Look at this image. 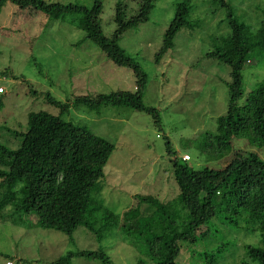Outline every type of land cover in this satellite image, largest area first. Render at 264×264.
Masks as SVG:
<instances>
[{
  "label": "rangeland",
  "instance_id": "1",
  "mask_svg": "<svg viewBox=\"0 0 264 264\" xmlns=\"http://www.w3.org/2000/svg\"><path fill=\"white\" fill-rule=\"evenodd\" d=\"M42 1L86 8L94 4V0ZM182 1L156 0L149 19L123 33L118 40L125 54L147 75L142 99L144 105L155 109L156 117L125 106H102L96 112L75 102L74 98L80 95L133 91L136 78L130 69L115 66L89 40L74 48L83 33L67 22L62 23L69 26L63 32L58 30L60 21L50 22L46 15L36 10L33 11L35 18L28 19V9H19L7 2L0 13V88L3 90L0 94V142L16 148L17 141L9 130L25 131L31 112L44 110L56 115L59 109L47 104V95L69 103L62 117L64 120L84 126L114 145L100 179L102 191L96 198L121 218L133 207L137 195H151L162 202L178 195L171 159H181L187 154L191 158L188 165L194 170L224 166L230 156L209 159L198 145L206 134H215L216 119L227 110L229 68L206 57L213 40L229 34L226 11L219 4H212L213 0H190L188 19L198 27L180 30L174 37L173 47L157 59L176 5ZM226 1L243 25L256 28L264 21V0ZM139 2L100 0L98 21L103 34L108 38L112 36L118 4L124 8L127 18L137 13ZM251 60L242 71L244 94L239 105L264 79V57ZM167 141L171 153L167 152ZM232 142L234 150L255 152L264 160V147H251L242 138H234ZM21 186L17 184L15 191ZM4 191L6 188H0V200ZM4 206L1 203L0 264L17 257L23 264H51L68 252L98 249L106 253L108 263L80 257L72 259L70 264H137L139 260L143 264H153L141 253L143 249L124 241L117 227L105 233L101 241L83 227L68 236L41 228L34 215L19 213L16 216L12 205ZM204 229L202 227L201 231ZM218 229L224 245L220 253L215 252V247L221 241L204 238L195 243L182 242L175 263L208 264L209 256L214 254L217 258L212 264H240L247 259L246 247L259 242L258 234L247 231L245 226L240 230L226 226H218ZM249 264L253 263L249 261Z\"/></svg>",
  "mask_w": 264,
  "mask_h": 264
},
{
  "label": "trees",
  "instance_id": "2",
  "mask_svg": "<svg viewBox=\"0 0 264 264\" xmlns=\"http://www.w3.org/2000/svg\"><path fill=\"white\" fill-rule=\"evenodd\" d=\"M155 1L140 0L137 13L127 18L124 8L118 4L114 18L116 28L110 38L103 34L98 21L100 0H94L91 8L42 0H0V13L9 2L19 9H28V19L35 18L33 11L36 10L50 22H67L83 33L74 48L89 40L115 66L130 69L136 78L133 91L81 95L74 98L75 102L96 112L102 106H125L156 117L155 109L144 105L142 99L146 73L118 44L123 33L149 19ZM212 4L225 9L230 31L225 37L213 40L206 57L229 68V97L225 114L216 119L215 134H206L198 147L209 159L230 156L224 166L194 170L188 165L191 158L187 161L182 157L171 159L178 195L167 202L151 195H137L133 207L121 218L96 198L102 191L100 179L114 145L86 127L64 120L69 103L47 95V104L59 112L56 115L44 110L29 113L25 131L6 128L17 141V147L13 149L0 142V188H6L0 205L5 204L4 208L12 205L16 216L19 213L34 215L41 228L68 236L83 227L101 241L105 233L117 227L124 241L143 249L141 253L153 264H176L179 244L204 238L221 241L215 247V252L220 253L224 245L218 226L231 230L245 226L247 231L258 234L259 242L246 247L247 259L240 264H249V261L264 264V160L255 152L232 148L234 138L246 140L251 147H264V79L247 93L242 105L238 104L244 94L242 71L245 65L251 63V59L264 57V21L256 28H249L237 20L226 0H213ZM190 10V0L177 3L157 59L173 47L174 37L180 30L198 27L188 19ZM166 146L171 153L168 141ZM17 184L22 186L15 191ZM80 257L102 263L109 260L101 249L82 250L68 252L51 264H70L72 259ZM216 258L210 255L208 264L214 263ZM137 264L143 262L139 260Z\"/></svg>",
  "mask_w": 264,
  "mask_h": 264
},
{
  "label": "crops",
  "instance_id": "3",
  "mask_svg": "<svg viewBox=\"0 0 264 264\" xmlns=\"http://www.w3.org/2000/svg\"><path fill=\"white\" fill-rule=\"evenodd\" d=\"M11 12H14V9H12ZM13 14H14V13H12L11 16H13ZM55 22H56V21H55ZM3 27H4V26H3ZM3 27H2V28H3ZM68 27H69V26H64V25H62V23H61V24H59V28H58V30H61V31L65 32V31L68 29ZM83 43H84V42H83ZM17 259H20V258L17 257Z\"/></svg>",
  "mask_w": 264,
  "mask_h": 264
},
{
  "label": "built area",
  "instance_id": "4",
  "mask_svg": "<svg viewBox=\"0 0 264 264\" xmlns=\"http://www.w3.org/2000/svg\"><path fill=\"white\" fill-rule=\"evenodd\" d=\"M1 91H2V89L0 88V92ZM182 159L185 160V161H187V160H190V157H189V155H183L182 156ZM6 264H15V262H13V261H7ZM17 264H21V263H17Z\"/></svg>",
  "mask_w": 264,
  "mask_h": 264
},
{
  "label": "clouds",
  "instance_id": "5",
  "mask_svg": "<svg viewBox=\"0 0 264 264\" xmlns=\"http://www.w3.org/2000/svg\"><path fill=\"white\" fill-rule=\"evenodd\" d=\"M2 89V88H1ZM135 90V89H134ZM0 94H3V90L0 92ZM81 96V95H80ZM7 261H13V262H15V264H17V263H21V264H23V262H21L19 259H7L6 260V262ZM6 262H5V264H6Z\"/></svg>",
  "mask_w": 264,
  "mask_h": 264
}]
</instances>
